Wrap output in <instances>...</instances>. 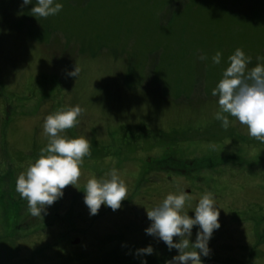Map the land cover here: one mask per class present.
<instances>
[{
  "label": "rangeland",
  "instance_id": "374dc122",
  "mask_svg": "<svg viewBox=\"0 0 264 264\" xmlns=\"http://www.w3.org/2000/svg\"><path fill=\"white\" fill-rule=\"evenodd\" d=\"M55 2L62 11L36 18V0L24 7L23 0H0V264L161 263L179 252L146 233L152 221L145 211L187 189L190 217L205 192L220 210L207 258L264 264V143L234 118L225 130L212 96L237 48L252 58L249 68L264 63L257 59L264 57V0ZM76 65L79 77L69 76ZM77 105L80 122L63 135L89 139L92 155L78 189L69 185L34 217L16 180L47 145L46 117ZM190 161L226 168L205 182H171L161 171ZM112 168L127 185L126 200L92 216L86 182ZM199 231L192 229L193 243ZM150 245L153 254H138Z\"/></svg>",
  "mask_w": 264,
  "mask_h": 264
},
{
  "label": "clouds",
  "instance_id": "9594fccd",
  "mask_svg": "<svg viewBox=\"0 0 264 264\" xmlns=\"http://www.w3.org/2000/svg\"><path fill=\"white\" fill-rule=\"evenodd\" d=\"M32 3L33 0H23L22 7ZM62 9L63 5L55 0H36L31 14L36 18H48ZM221 55L216 52L212 57L214 65L221 63ZM199 58L208 59L205 55ZM228 61L230 66L223 71L222 79L212 90V96L218 97L219 105L215 119L221 121L227 130L231 124L230 117L234 118L247 128L250 138L264 143V63L249 68L252 58L240 48L228 57ZM79 74L78 65L68 73L71 77H79ZM82 112L77 105L46 117L43 135L48 138L47 145L41 148L39 158L16 180V192L27 201L29 212L34 217H40L48 206L60 199L66 187L77 188L85 157L92 155V143L83 136L68 138L63 133L78 126ZM107 159L112 160L113 157ZM105 177H92L86 182L84 203L92 216L99 213L102 205L113 211L119 210L126 200L128 188L119 171L112 168ZM192 199V195L180 190L169 193L159 205L147 209V217L152 223L146 233L165 242L169 251L178 250L179 255L172 259L180 264H189V261L202 264V256L210 255L209 241L214 231L221 227L220 210L213 193L205 192L200 197L194 208L195 218L190 217L187 211L192 206ZM194 226L200 229L195 243L191 241ZM175 237L180 238L178 243H174ZM153 251L150 245L138 250V254L151 255Z\"/></svg>",
  "mask_w": 264,
  "mask_h": 264
},
{
  "label": "flooded vegetation",
  "instance_id": "af4514ba",
  "mask_svg": "<svg viewBox=\"0 0 264 264\" xmlns=\"http://www.w3.org/2000/svg\"><path fill=\"white\" fill-rule=\"evenodd\" d=\"M150 161V160H149ZM147 163H150V162ZM175 165H170L167 168L168 169H164L161 167V171L162 172H166L167 176H168V180H171V182H175L176 179H179L180 177H184L186 179H191L193 181L195 180H200L203 181V179L208 180L209 176H207L208 174H216V171H218L217 169L219 168H226L224 167H220L217 166V162H201V164H211V165H207V166H192V164L194 162L190 161V162H173ZM185 164H189V169H183ZM229 167H234V166H229ZM234 169V168H233ZM205 173L204 176H199V174ZM165 177V175L163 176ZM144 179V178H143ZM212 181V178L210 179ZM205 182V181H203ZM16 189V188H14ZM186 192L188 194L192 193L191 189H187ZM156 207V206H154ZM153 207V208H154ZM146 212V218H147V210ZM0 239L2 241V239H4V236L0 235ZM76 239H78V241L76 242ZM73 243H76V245H80L81 244V238L75 236V239L72 240ZM134 244V243H132ZM136 245V242H135ZM210 252H212V248H210ZM173 257L175 256H171L166 258L165 260L161 261V263H159V259L154 258V257H147V258H142V261H137L138 263H134V264H144V261H147V264H165L168 260H171ZM140 259V258H139ZM123 261V260H122ZM114 261V263H120V264H124V261ZM202 262H205L207 264H242L239 262H236L233 260V258H225V259H217V258H202ZM109 264H113V263H109ZM249 264H252L251 262H249Z\"/></svg>",
  "mask_w": 264,
  "mask_h": 264
},
{
  "label": "water",
  "instance_id": "95a60500",
  "mask_svg": "<svg viewBox=\"0 0 264 264\" xmlns=\"http://www.w3.org/2000/svg\"><path fill=\"white\" fill-rule=\"evenodd\" d=\"M78 241V239H76V242ZM165 264H180V262L178 261H174L173 259L168 260ZM189 264H193V262L189 261ZM202 264H207L205 262H202Z\"/></svg>",
  "mask_w": 264,
  "mask_h": 264
}]
</instances>
